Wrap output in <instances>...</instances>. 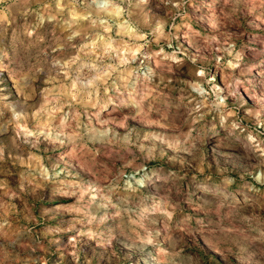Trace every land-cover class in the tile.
I'll list each match as a JSON object with an SVG mask.
<instances>
[{"label":"rangeland","instance_id":"obj_1","mask_svg":"<svg viewBox=\"0 0 264 264\" xmlns=\"http://www.w3.org/2000/svg\"><path fill=\"white\" fill-rule=\"evenodd\" d=\"M0 264H264V0H0Z\"/></svg>","mask_w":264,"mask_h":264}]
</instances>
